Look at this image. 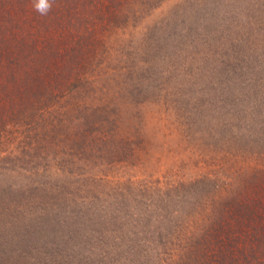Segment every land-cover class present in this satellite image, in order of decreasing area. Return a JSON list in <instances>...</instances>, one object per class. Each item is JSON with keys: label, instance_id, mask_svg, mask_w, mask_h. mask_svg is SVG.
<instances>
[{"label": "rangeland", "instance_id": "374dc122", "mask_svg": "<svg viewBox=\"0 0 264 264\" xmlns=\"http://www.w3.org/2000/svg\"><path fill=\"white\" fill-rule=\"evenodd\" d=\"M52 11L54 27L35 30L58 52L57 75L30 105L0 111V237H109L126 205L179 184L160 233L196 232L188 213L217 221L223 241L255 237L264 220L242 204L264 188V0H55Z\"/></svg>", "mask_w": 264, "mask_h": 264}, {"label": "trees", "instance_id": "16d2710c", "mask_svg": "<svg viewBox=\"0 0 264 264\" xmlns=\"http://www.w3.org/2000/svg\"><path fill=\"white\" fill-rule=\"evenodd\" d=\"M25 1L0 0V111L10 110L16 100L30 105L31 98L46 90L51 78L57 75L54 65L58 52L51 50L47 54L37 46L42 30H35L41 29L40 23H57L55 11L49 12L48 20H42L31 6H24ZM187 189L179 184L169 192L145 195V200L132 201L126 207L122 204L130 215L119 218L117 231L109 237H101L102 229L94 231L91 237H0V264H264V226L254 228L248 235L255 237H224L223 241L218 237L222 227L217 221L203 222V215L193 217L185 213L197 233L177 241L171 237L178 236L163 231V226L164 233H160L157 224L177 213L172 208L179 207L176 202ZM250 200L251 205L242 204L243 212L262 223L264 188L249 196ZM12 215L16 218L17 214ZM227 216V230L231 231L230 221L238 222V217L232 208ZM206 223L213 224V234L206 232ZM244 234H248L246 227Z\"/></svg>", "mask_w": 264, "mask_h": 264}, {"label": "clouds", "instance_id": "9594fccd", "mask_svg": "<svg viewBox=\"0 0 264 264\" xmlns=\"http://www.w3.org/2000/svg\"><path fill=\"white\" fill-rule=\"evenodd\" d=\"M55 0H33V10L40 16H47L52 10Z\"/></svg>", "mask_w": 264, "mask_h": 264}]
</instances>
